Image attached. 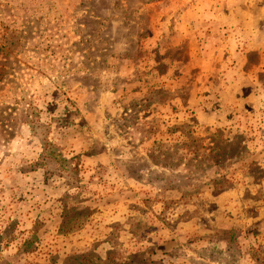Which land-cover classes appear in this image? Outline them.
Segmentation results:
<instances>
[{"label":"rangeland","instance_id":"obj_1","mask_svg":"<svg viewBox=\"0 0 264 264\" xmlns=\"http://www.w3.org/2000/svg\"><path fill=\"white\" fill-rule=\"evenodd\" d=\"M0 264H264V0H0Z\"/></svg>","mask_w":264,"mask_h":264}]
</instances>
